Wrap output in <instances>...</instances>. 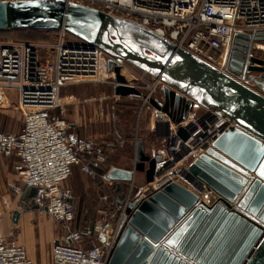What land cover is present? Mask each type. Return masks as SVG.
<instances>
[{
  "label": "built area",
  "instance_id": "built-area-1",
  "mask_svg": "<svg viewBox=\"0 0 264 264\" xmlns=\"http://www.w3.org/2000/svg\"><path fill=\"white\" fill-rule=\"evenodd\" d=\"M9 1L16 0H0ZM62 1L92 7L138 24L215 70L249 85L243 76L248 73L246 66L253 63L245 59L242 68L234 74L229 61L235 33L255 35L264 32V0ZM56 31L52 42L0 38V96L5 89L14 91L16 106L21 112L18 132L0 131V156L13 155L16 158L13 170L18 184L8 185L13 195L18 196L24 189L32 188L30 200L37 210L54 222L67 224L73 218V206L69 189L61 183L69 176L71 167L79 165L84 174L96 177L104 185L111 184L106 174L112 166L105 162V151L109 150L111 143H96L72 131L61 115L59 89L66 84L84 81L109 82L112 86L117 84L113 68L117 67L122 76L128 69L121 57L111 55L70 32ZM253 55L251 47L245 56ZM149 76V80L142 84H138L134 77L128 81L125 79V84L135 90L126 97L139 100V110L148 112L151 130L161 131L164 139L163 146L153 155L160 157L158 174L144 183L135 197L143 198L146 193L170 181L201 195L204 186L200 185L201 190L193 186L185 177L186 168L210 146L227 121L221 114L189 98L186 116L174 123L161 107L171 108L174 93L185 95L160 78ZM150 99L157 107L149 103ZM173 112L179 114V106H174ZM178 126L185 131L184 137L175 133ZM208 127L212 128L208 130ZM95 168L101 172L97 173ZM130 171L129 181H132L133 170ZM129 201L128 190L122 203L115 206L119 209V218L112 230L105 219L90 226L66 228L61 238L53 239L50 244L49 264H105L117 235L119 219ZM1 202L5 209L9 208L7 198ZM99 235L104 236V241L98 240ZM83 239L91 240L92 244L82 247L79 244ZM0 264L33 263L26 258L21 244L5 240L0 232Z\"/></svg>",
  "mask_w": 264,
  "mask_h": 264
},
{
  "label": "water",
  "instance_id": "water-1",
  "mask_svg": "<svg viewBox=\"0 0 264 264\" xmlns=\"http://www.w3.org/2000/svg\"><path fill=\"white\" fill-rule=\"evenodd\" d=\"M17 28L62 29L162 79L185 95L174 93L171 108L161 107L174 123L186 116L189 98L227 119L210 146L186 168L185 177L193 186H204L202 195L170 181L143 198L132 196L105 264H264V81L263 75H247L264 71V59L245 56L251 47L261 48L256 43L264 42V32L235 33L229 61L234 74L245 59L253 63L246 66L243 79L257 86L256 91L152 31L85 5L62 0L0 2V30ZM113 72L114 95L135 92L117 67ZM149 103L157 107L153 100ZM175 133L186 135L179 126ZM159 165L160 157L144 154L137 140L133 172H142L147 183L158 174ZM106 178L116 181L115 194L118 181H129L131 171L111 167ZM32 192H21L22 204L13 211V221L18 212L37 209L30 200ZM98 240L104 241V236ZM252 246L255 250L242 263Z\"/></svg>",
  "mask_w": 264,
  "mask_h": 264
},
{
  "label": "rangeland",
  "instance_id": "rangeland-1",
  "mask_svg": "<svg viewBox=\"0 0 264 264\" xmlns=\"http://www.w3.org/2000/svg\"><path fill=\"white\" fill-rule=\"evenodd\" d=\"M56 35L57 31L55 30H33L31 28L5 29L0 31L1 39L12 38L24 41L52 42L55 40ZM67 37L69 38V36ZM256 45L261 46V48L257 49L252 47V53L257 57L264 59L263 44L256 43ZM126 66L128 70L123 73V77L126 81L131 80L133 77L137 79L138 84H142L149 80V73L129 63H127ZM133 82H135V80H133ZM249 84L253 89L255 88L253 83L249 82ZM1 97H3V99H1ZM59 98L62 109L61 115L69 126L70 124L74 125V131L76 134L89 139L91 138L103 142L108 141L111 143L109 150L105 151V157L107 153V165L131 166V163H134V152L132 153L130 145L134 137L136 138L133 142L134 146L138 140L140 121L146 122V114H143L144 110H139V100L128 98L126 96L114 95L112 92V86L109 82L98 83L86 81L64 85L63 88L59 90ZM199 110H202V108L200 107ZM146 113L148 114L147 111ZM148 118L149 116H147V119ZM20 127L21 112L16 106L15 93L12 90L5 89L0 96V131L17 132ZM157 133L161 135V131H158ZM125 140H127V142L129 140V145H124ZM144 141L146 142V146H154V151L161 148L164 143V139L160 144V139L157 140L153 134L146 132ZM132 167L130 170H133ZM136 174L137 173H135V175ZM16 181L17 178L15 171L10 167L7 159L0 157V199L7 197L9 194L8 185L16 183ZM126 183H128V186H126L127 191L129 190L130 192H133L135 190V183L133 181H128ZM138 185L140 184L137 183L136 186ZM109 187L111 189L110 184L105 186L107 190L106 195L108 196L110 195ZM208 195L210 197L211 193ZM212 196L215 195L212 193ZM98 207L99 208L97 209L94 207L88 211L86 210L83 220L88 218L90 222V224H88L89 226L102 219L109 222L112 221L110 224L112 230L117 226L119 209H116L115 206L107 208L99 205ZM82 211L83 210H79V214H81ZM35 212L41 216L43 214V212L39 210H36ZM43 216L48 221L52 222L48 216Z\"/></svg>",
  "mask_w": 264,
  "mask_h": 264
},
{
  "label": "crops",
  "instance_id": "crops-1",
  "mask_svg": "<svg viewBox=\"0 0 264 264\" xmlns=\"http://www.w3.org/2000/svg\"><path fill=\"white\" fill-rule=\"evenodd\" d=\"M250 87V84L248 85ZM63 88L60 87V89ZM252 88V87H250ZM59 89V90H60ZM143 114H146V122L140 121L139 125V135L138 140L141 142L142 150L144 154L148 156H153L155 153L154 146H146V142L144 141L145 132L153 134L154 137L158 140L160 139L163 141V137L157 133V131H152L150 128L149 118L147 119L148 114L146 111H143ZM142 116V114H141ZM140 116V117H141ZM139 117V119H140ZM72 131H74V125L70 124ZM78 135V134H77ZM80 136V135H79ZM91 139V138H90ZM131 139V138H128ZM135 137L132 139L130 148L132 153L134 152V144ZM96 143H101L103 141H97L91 139ZM124 145H129V140H125ZM128 143V144H127ZM123 146V144H122ZM133 155V154H132ZM1 157V156H0ZM7 159L10 167L13 169V165L16 162L15 156L11 155L10 157H3ZM107 158V153L105 157V162ZM131 166L129 165H111L112 167L130 170ZM135 173H137L135 175ZM132 181L135 183V190L130 192V197L135 196L140 193L144 186V179L142 172H134L132 176ZM116 181H111V189L109 191V196L106 195L107 190L105 188L106 185L99 182L96 177L88 176L84 174L79 165H73L71 167V172L69 176L61 183V185L65 188H68L71 194V203L73 206V218L67 224L57 223V222H50L48 221L43 215H46L44 212L41 215H38L35 211L37 209H28L22 210L18 212L17 216L15 217L14 221L12 220V213L13 211L22 204L20 200V195L14 196L11 190H9V194L7 195V199L10 202V206L8 209L3 207L0 199V211H2V216L0 218V232L2 237L5 240H13L16 243H20L23 245L25 250L26 258L29 259L33 264H49L50 263V244L53 239H60L62 234L65 232L66 228H79L82 225L90 224L88 218L83 220L86 210L88 211L91 208H99V205L104 207L110 208L111 206H116L118 201L122 200L125 197V194L128 192L126 186H128V181H118L119 188L116 190L115 194H113L114 183ZM137 183L140 185L136 186ZM18 184V180L16 183ZM22 192V191H21ZM102 192V194H101ZM21 194V193H20ZM102 196H101V195ZM212 194V193H211ZM106 195V196H105ZM105 196V198H103ZM108 196V197H107ZM29 199H27L28 201ZM79 210H83L81 214H79ZM47 216V215H46ZM112 221H108V225ZM91 240L83 239L79 245L82 247H88L91 245Z\"/></svg>",
  "mask_w": 264,
  "mask_h": 264
},
{
  "label": "bare ground",
  "instance_id": "bare-ground-1",
  "mask_svg": "<svg viewBox=\"0 0 264 264\" xmlns=\"http://www.w3.org/2000/svg\"><path fill=\"white\" fill-rule=\"evenodd\" d=\"M122 71V70H121ZM223 118H225L224 116H223ZM225 120L227 121V119L225 118ZM228 122H225V125L227 124ZM165 125H166V123H165ZM210 128H212V127H208V128H206V129H208V130H210ZM204 132V131H203ZM197 136H200V134H198ZM190 182H193V181H191L190 180ZM205 201V200H204ZM263 228H264V226H262ZM255 246H252L251 248H250V250H249V253H248V255H246V257H245V259L242 261V263H245L246 261H247V259H248V256L255 250Z\"/></svg>",
  "mask_w": 264,
  "mask_h": 264
},
{
  "label": "flooded vegetation",
  "instance_id": "flooded-vegetation-1",
  "mask_svg": "<svg viewBox=\"0 0 264 264\" xmlns=\"http://www.w3.org/2000/svg\"><path fill=\"white\" fill-rule=\"evenodd\" d=\"M260 43L263 44V46H264V42H260ZM247 75H248V76H249V75H255V76L263 75V81H264V71H262V72H252V73L249 72ZM256 88H257V86H255L254 89H255L256 91H258V88H257V89H256Z\"/></svg>",
  "mask_w": 264,
  "mask_h": 264
},
{
  "label": "trees",
  "instance_id": "trees-1",
  "mask_svg": "<svg viewBox=\"0 0 264 264\" xmlns=\"http://www.w3.org/2000/svg\"><path fill=\"white\" fill-rule=\"evenodd\" d=\"M29 29H30V28H29ZM31 29H32V28H31ZM33 30H34V29H33ZM41 30H42V29H41ZM43 30L51 31V30H55V29H48V30H47V29H43ZM0 31H3V30H0ZM55 31H56V30H55ZM53 39H54V38H53ZM53 39H52V40H53ZM18 40H21V39H18ZM43 42H44V41H43ZM45 42H46V41H45ZM47 42H48V41H47ZM20 128H21V127H20ZM18 131H19V130H18ZM18 131H17V132H18ZM14 133H16V132H14Z\"/></svg>",
  "mask_w": 264,
  "mask_h": 264
},
{
  "label": "snow or ice",
  "instance_id": "snow-or-ice-1",
  "mask_svg": "<svg viewBox=\"0 0 264 264\" xmlns=\"http://www.w3.org/2000/svg\"><path fill=\"white\" fill-rule=\"evenodd\" d=\"M261 175H264V171L261 172Z\"/></svg>",
  "mask_w": 264,
  "mask_h": 264
}]
</instances>
